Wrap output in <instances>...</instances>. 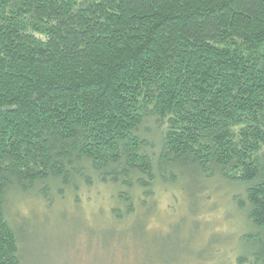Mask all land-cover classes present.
<instances>
[{
  "label": "trees",
  "instance_id": "trees-1",
  "mask_svg": "<svg viewBox=\"0 0 264 264\" xmlns=\"http://www.w3.org/2000/svg\"><path fill=\"white\" fill-rule=\"evenodd\" d=\"M211 183L264 264V0H0V264L26 262L10 194L115 188L108 244L143 251L157 188Z\"/></svg>",
  "mask_w": 264,
  "mask_h": 264
},
{
  "label": "rangeland",
  "instance_id": "rangeland-1",
  "mask_svg": "<svg viewBox=\"0 0 264 264\" xmlns=\"http://www.w3.org/2000/svg\"><path fill=\"white\" fill-rule=\"evenodd\" d=\"M182 186L157 188L143 251H137L132 235L116 233L108 244L115 232L108 229L117 206L115 188L95 185L63 198L53 194L48 207L36 195L10 194L11 219L28 240L25 264H138L144 252L155 264H238L243 217L233 208L230 191L211 183L186 195Z\"/></svg>",
  "mask_w": 264,
  "mask_h": 264
}]
</instances>
